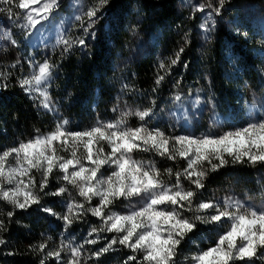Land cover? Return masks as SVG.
I'll return each mask as SVG.
<instances>
[{
	"label": "snow or ice",
	"instance_id": "obj_1",
	"mask_svg": "<svg viewBox=\"0 0 264 264\" xmlns=\"http://www.w3.org/2000/svg\"><path fill=\"white\" fill-rule=\"evenodd\" d=\"M226 2L217 0L214 7L211 0H202L193 8V13L209 9L202 25L206 32L211 31L207 27L208 21L220 14ZM107 4L108 0H93L74 17L79 21L83 35L68 38L60 35L57 44L63 48L61 55L77 45L87 47L86 38L95 37L94 27L100 19L98 13ZM14 8L23 10L22 27L30 33L37 25L50 20L60 8V0H0V13L6 14L7 19L17 15ZM4 35L11 44L17 43L8 33ZM183 51L181 47L167 69L161 61L158 72H170ZM20 63L17 58L10 67L15 68ZM30 65L35 70L18 77L17 86L34 101V105L58 118L51 131L41 133L36 129L33 137L18 140L15 146L0 151V201L12 209L6 213L0 210V233L8 230L5 215L11 223L17 210H28L36 205L40 211L62 221L65 230L82 216L91 214L99 218L100 227H93L88 233L89 237L96 233L97 239H85L84 243H97L100 233H115L105 247L92 253L91 257H84L85 264L88 259H98L114 251L116 245L131 250L132 255L127 257L125 264H178V248L198 223L216 225L223 231H218L215 242L206 249L198 248L197 252L184 256L188 264H251L254 260H264V253L260 251L264 249V205L256 206L232 196L194 203L197 191L205 187L204 180L210 172L218 171L229 162H247L253 166L264 163V116L219 133L167 135L160 128L147 126V121L154 115L152 108L129 109L121 111L114 120L97 119L90 127L71 131L69 121L59 117V109L49 90L57 65L48 60L43 63L30 61ZM10 76L9 71H0V88L8 87ZM164 79L163 75H157L155 84L159 86ZM175 99L181 97L177 95ZM112 111L116 112L117 108ZM132 116L140 121L139 126H129L128 120ZM105 145L108 151H105ZM137 151L151 152L170 161L183 159L186 167L177 171L166 168L162 173L154 160L135 159L132 154ZM61 152L67 155H61ZM106 166L109 169L107 175L102 171ZM57 171L60 186L54 191H46L49 179ZM34 172L39 174V182ZM164 175H167V181L163 179ZM181 177L189 183V188L184 187ZM191 186H195V190ZM69 187L79 200L72 196ZM65 194L68 200L62 201L64 213L40 206L43 196L63 197ZM94 199L98 201L95 206L92 205ZM121 200L126 202L124 211H113L112 206ZM6 243L0 237V245ZM46 247V243L29 245L30 251L43 253L39 264H45L52 257L59 262L65 248L70 252V259L65 264H80L82 244L73 246L62 241L59 251L45 253Z\"/></svg>",
	"mask_w": 264,
	"mask_h": 264
},
{
	"label": "trees",
	"instance_id": "obj_2",
	"mask_svg": "<svg viewBox=\"0 0 264 264\" xmlns=\"http://www.w3.org/2000/svg\"><path fill=\"white\" fill-rule=\"evenodd\" d=\"M87 1L91 4L93 2ZM200 26V16L193 13L191 7L181 4L180 0H108L100 20L95 24V37L86 38V48L77 45L63 55L61 48L51 55V61L57 67L50 92L59 114L71 123H77V126L91 125L100 117L116 116L117 113L112 109L118 108V104L127 99L137 102V105L151 107L162 91H165L166 101L174 90H178L177 87H207L209 79V85L224 103L231 102L237 93L245 95L244 81H247L246 86L252 84L262 68L256 40L249 42L247 38L231 36L229 32L227 34L230 37L225 40L224 34H221L222 29H218L212 34L213 38L205 42L201 39ZM82 35L76 29L69 37ZM138 37L144 40V44L135 55L134 40ZM228 46L238 55L236 61L240 65L237 67L239 75L236 78H231L228 72L230 61L224 54ZM181 47L184 51L170 72H158L159 63L163 61L167 69L170 60L176 58L175 54ZM10 65L0 67V71L11 73L7 80L8 87L0 88V151L15 146L18 140L33 137L36 129L41 133L51 131L56 117L34 105V101L17 86L19 71ZM157 75L165 77L159 86L155 84ZM152 160L157 161L155 158ZM181 161L167 160L164 168L181 167ZM261 171H264V163L253 166L247 162H229L218 171L210 172L204 180L205 187L200 191L252 188L264 181L259 175ZM62 201L67 200L43 196L40 206L64 213ZM0 210L6 213L12 209L6 202L0 201ZM3 218L8 230L0 233V237L7 241L5 245H0V264H39L43 253L30 251L29 245L46 243L45 253L59 251L62 241L74 246L82 244L91 228L98 227V219L88 214L65 230L62 221L40 211L36 205L28 210H17L11 223L6 215ZM216 235L197 224L191 234V241L183 242L181 248L186 251L191 245L194 252L198 248L206 249L210 243L215 242ZM90 245L83 243L86 251L92 253L103 248H99L97 243ZM64 251H61L59 262L52 257L45 264H65L67 255ZM116 253L115 250L110 251L90 261L92 264H125L123 255L117 256ZM251 264L264 262L257 260Z\"/></svg>",
	"mask_w": 264,
	"mask_h": 264
},
{
	"label": "rangeland",
	"instance_id": "obj_3",
	"mask_svg": "<svg viewBox=\"0 0 264 264\" xmlns=\"http://www.w3.org/2000/svg\"><path fill=\"white\" fill-rule=\"evenodd\" d=\"M180 2L185 6L191 7L193 12V8L198 6L202 0H180ZM203 2H207V0H203ZM211 3L214 7L217 6V0H211ZM90 5L91 3L87 0H60V8L53 14L50 20L37 25V28L30 33L27 29L22 27L24 23L23 10L14 8L13 11L17 13V15L12 19H7L6 14L0 13V67L2 65H5L6 67L19 58L21 63L15 68L19 71L18 77H21L29 75L35 70L34 67L30 65V61L36 63H43L45 60L51 61L53 58L51 57L52 53L62 48L61 45L57 44V39L60 35H64L65 38H68L71 33L76 31V29H78L79 32H82L79 27V21H76L74 17L80 15L81 10L86 9ZM208 11L209 9L205 8L203 12H195L200 16L202 40L207 42L209 39L213 38L212 34H214L216 30L222 29L223 32L221 34H224L225 40H228L230 37V35L227 34V32H229L231 36L240 35L247 38L249 42L250 40L255 39V44L259 46L258 54L262 60V68L260 69L259 77L252 81V84L249 83L246 86L247 81H244L243 92H245V95L237 93V97H234L231 102L224 103L222 99L216 96L211 85H209V79L206 82L207 87H204L205 85H194L193 87L185 86L182 88L177 87L176 89L178 90H174L173 94L166 98L167 102L165 101V91H162V94L152 102L151 107H147V105H137V102L129 101V99H127V101L125 100L118 104L116 116L109 118L100 117L98 119L102 121L114 120L119 116L121 111L129 109L135 111L137 109L143 110L145 108H152L154 115L147 121V126L149 128H160L167 135H200L209 131L219 133L222 131H228L234 127H242L250 120H258L261 116H264V0H227L220 11V14L214 15L213 19L208 21L207 27L210 28L211 31L206 32L205 29L202 28V25L205 24ZM101 12L98 13L100 18ZM99 20H97V22ZM5 33H8L11 39L16 40L17 43L15 45L11 44L9 39L4 35ZM143 44L144 40L141 37L136 38L134 40L133 54H138L143 47ZM224 54L230 61L227 65L228 72L230 73L231 78H236L239 75L237 67L240 65V63H238L239 61H236L238 55L234 53L229 46L226 50L224 49ZM26 67L28 68V71L24 72ZM54 76L55 70L53 72V79ZM237 80L239 81V79ZM177 95L181 97L180 100L175 99ZM59 117L66 119L60 114ZM57 118L58 117L56 116L55 121ZM67 120L69 121V130L71 131L82 130L90 127L96 122L95 121L91 125L77 126V123L73 124L69 119ZM128 123L131 127H137L139 126L140 121L132 116L129 117ZM104 147L105 151H108L107 145ZM60 154L67 155V153L64 152H61ZM132 155L135 159L145 161L155 158L157 160L155 162L156 167L159 168L162 173L166 168H172L173 171H177L186 167V162L183 159H181L183 166L176 167L175 169L172 166L164 168V162H167V159L151 152L137 151ZM205 167H207V165H205ZM102 171L107 175L109 169H107L106 166ZM33 174L36 175L37 182H39V174L35 172ZM59 175L60 173L58 171L54 172L53 177L49 179V187L46 191H52L53 189L56 190L60 186V182L56 179ZM259 175L264 178V171H261ZM163 179L167 181V175H164ZM174 179L175 178L173 177V180ZM181 181L186 189L189 188V183L185 181L183 177H181ZM191 187L195 190V186ZM200 190L197 191L194 203L200 201L207 202L213 198L222 199L225 196H232L243 201H250L256 206L264 205V181L252 188H246L239 191L236 189H224L201 192ZM69 192H71L72 196L76 197L77 200L80 199L76 192L70 187ZM61 198L68 200L67 194ZM97 203L98 201L96 199L92 201L93 206ZM133 203H135V201H133ZM125 204L126 202L123 200L117 201L115 205L112 206V210L123 212ZM185 215L189 214L185 213ZM97 219V228H99L101 221L99 218ZM200 225H202L208 232L218 233V231H223V229H218L216 225ZM226 226L227 225H225V227ZM191 234L192 233H189L181 244L187 240L190 242ZM113 235H115V233H100L97 246H99V248L105 247ZM86 239H97V234L93 233L90 237L87 235ZM90 246H93V244ZM193 248L194 247L190 245L185 251L181 248V245L179 246L177 255L178 264H188L183 258L186 255L195 253L192 251ZM114 249L118 252L116 253L117 256L123 255L124 262L129 255H132L131 250L123 248L120 245L114 246ZM260 251L264 253V249ZM64 252L67 255V260H69L70 255L68 254H70V252L67 248H65ZM81 252L82 257L80 264H85L84 257H91L92 252L86 251L84 247L81 249ZM90 260L91 259L87 260V264H92ZM261 261L264 262V260Z\"/></svg>",
	"mask_w": 264,
	"mask_h": 264
}]
</instances>
